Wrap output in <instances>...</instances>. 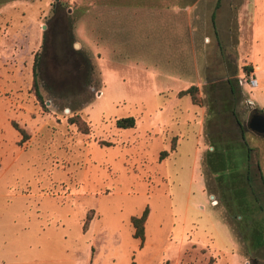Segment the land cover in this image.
Masks as SVG:
<instances>
[{
	"label": "rangeland",
	"instance_id": "374dc122",
	"mask_svg": "<svg viewBox=\"0 0 264 264\" xmlns=\"http://www.w3.org/2000/svg\"><path fill=\"white\" fill-rule=\"evenodd\" d=\"M217 1L0 0V264H264L209 166V129H238L235 108L253 148L245 191L264 206V134L248 127L264 114V0ZM55 22L79 60L65 84L48 70ZM192 86L196 103L180 94Z\"/></svg>",
	"mask_w": 264,
	"mask_h": 264
},
{
	"label": "trees",
	"instance_id": "16d2710c",
	"mask_svg": "<svg viewBox=\"0 0 264 264\" xmlns=\"http://www.w3.org/2000/svg\"><path fill=\"white\" fill-rule=\"evenodd\" d=\"M220 3L221 0H218L216 7H219ZM215 17L216 14L214 12L212 15L214 21ZM34 58L33 87L38 99L42 100L37 80L38 54H36ZM251 71L252 67L247 66V73H250ZM237 81L238 79H229V83L231 85V90L233 93L236 92L235 88L238 84ZM196 91L197 86H192L186 90L181 91L180 94L184 95L190 93L193 97L194 102L196 103L198 100L196 97ZM238 96L235 98V103L238 101ZM232 114L235 115L237 123L240 124L241 121L238 118V113L235 108L232 109ZM218 115H220V111H215L212 107L208 116L209 120L214 119V117H217ZM70 122L76 123L83 133H88L90 130V127L85 120L73 116L70 118ZM229 123L232 126L231 120L229 121ZM14 124L16 128L23 134V138H25V136L28 135V133H26V130L19 126L16 122ZM117 125L120 127H134L136 125V119L132 116L121 118L117 120ZM215 131L218 132L216 136ZM236 131L242 132L243 128L240 125V127L236 129L234 123L233 127H231L230 129L222 128L219 130V127H216L215 125L213 128L209 129V135H211V137L215 136L216 138H218L219 136H221L222 138L219 140V142L221 143L218 144V155L214 160L209 161V166L212 167V170L217 173L216 177L218 178L217 181L219 184L220 192L225 203L227 204L232 217H234L237 221L235 223L238 225V228H241V232H245L246 229V232H248V236L250 235V238L248 240H252V242L263 243L264 220H257L254 217V214L256 213V211H263L264 206L259 203V197L256 196L252 200V198H250L245 191V188L247 187L246 185L250 187L249 182H251L252 180V169L250 168V165L253 161V148L250 147L246 142H242L240 139H238L239 137H237ZM172 149H176L175 140H173L172 142ZM168 155L169 151L163 150L161 152L160 158L164 159ZM245 164H247L248 167L246 174H244V172H241L240 170V167ZM256 167L259 171L260 178L264 186V175L261 171L259 161L256 162ZM242 181H245L246 184H244ZM147 215L148 208L145 209L144 213L141 216L132 217V223L136 228V236H144L145 221L147 219ZM248 236L245 235L246 238H248ZM255 257L257 258L258 256L255 255Z\"/></svg>",
	"mask_w": 264,
	"mask_h": 264
},
{
	"label": "flooded vegetation",
	"instance_id": "af4514ba",
	"mask_svg": "<svg viewBox=\"0 0 264 264\" xmlns=\"http://www.w3.org/2000/svg\"><path fill=\"white\" fill-rule=\"evenodd\" d=\"M49 33L51 34L52 41H49L48 36L46 37L47 46H48L47 47L48 48L47 57H48V65H49L48 70L52 74V76L55 77L54 79L59 84L61 83L65 84L68 78L71 77V68H74L75 67L74 64L78 63L79 60L72 58L64 50L65 49L64 43L60 39L61 31L59 28V22H55L51 27H49L47 35ZM64 72L66 73V75L64 74ZM60 73H62L63 76H61L62 74ZM238 125H239L238 128L240 127V125L243 128V124H241V122L240 124L238 123ZM260 134H264V133H260Z\"/></svg>",
	"mask_w": 264,
	"mask_h": 264
},
{
	"label": "water",
	"instance_id": "95a60500",
	"mask_svg": "<svg viewBox=\"0 0 264 264\" xmlns=\"http://www.w3.org/2000/svg\"><path fill=\"white\" fill-rule=\"evenodd\" d=\"M46 27L47 25L45 24L44 28ZM75 45L78 46V43H75ZM248 127L257 133H264V114H253L248 121Z\"/></svg>",
	"mask_w": 264,
	"mask_h": 264
},
{
	"label": "built area",
	"instance_id": "2783aa9c",
	"mask_svg": "<svg viewBox=\"0 0 264 264\" xmlns=\"http://www.w3.org/2000/svg\"><path fill=\"white\" fill-rule=\"evenodd\" d=\"M250 85L252 86V87H257L258 85H259V81H258V79L256 78H252L251 79V82H250Z\"/></svg>",
	"mask_w": 264,
	"mask_h": 264
}]
</instances>
